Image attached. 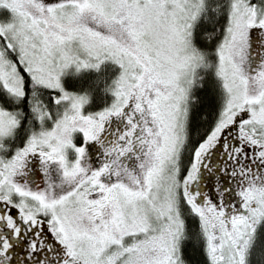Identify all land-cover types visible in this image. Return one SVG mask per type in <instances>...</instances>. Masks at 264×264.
<instances>
[{"label":"snow or ice","instance_id":"snow-or-ice-1","mask_svg":"<svg viewBox=\"0 0 264 264\" xmlns=\"http://www.w3.org/2000/svg\"><path fill=\"white\" fill-rule=\"evenodd\" d=\"M262 236L264 0H0V264H264Z\"/></svg>","mask_w":264,"mask_h":264},{"label":"trees","instance_id":"trees-1","mask_svg":"<svg viewBox=\"0 0 264 264\" xmlns=\"http://www.w3.org/2000/svg\"><path fill=\"white\" fill-rule=\"evenodd\" d=\"M105 67L112 74H114L116 71V68L112 64H107ZM97 75L99 74L92 71H86L81 73V75L78 77H73L71 75L65 77L66 87L73 88L77 91H84L89 88L94 89L91 94L89 105L93 109L103 108L106 104L111 103L113 98V94L111 92L102 91L101 86H95L92 83L93 78ZM261 247H264V236H262L257 242V249Z\"/></svg>","mask_w":264,"mask_h":264},{"label":"rangeland","instance_id":"rangeland-1","mask_svg":"<svg viewBox=\"0 0 264 264\" xmlns=\"http://www.w3.org/2000/svg\"><path fill=\"white\" fill-rule=\"evenodd\" d=\"M64 80H65V77H64Z\"/></svg>","mask_w":264,"mask_h":264}]
</instances>
